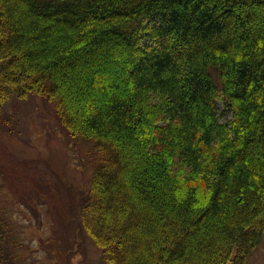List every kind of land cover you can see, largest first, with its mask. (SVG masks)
Instances as JSON below:
<instances>
[{
  "label": "trees",
  "instance_id": "16d2710c",
  "mask_svg": "<svg viewBox=\"0 0 264 264\" xmlns=\"http://www.w3.org/2000/svg\"><path fill=\"white\" fill-rule=\"evenodd\" d=\"M30 96L93 164L76 225L107 264H246L264 233V0H0V110Z\"/></svg>",
  "mask_w": 264,
  "mask_h": 264
},
{
  "label": "rangeland",
  "instance_id": "374dc122",
  "mask_svg": "<svg viewBox=\"0 0 264 264\" xmlns=\"http://www.w3.org/2000/svg\"><path fill=\"white\" fill-rule=\"evenodd\" d=\"M85 154L40 98L0 110V238L15 264H107L76 225L93 168ZM246 264H264V233Z\"/></svg>",
  "mask_w": 264,
  "mask_h": 264
}]
</instances>
